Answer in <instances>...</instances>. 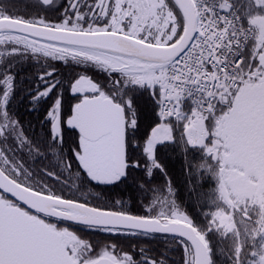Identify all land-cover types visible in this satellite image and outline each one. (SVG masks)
<instances>
[{"label":"snow or ice","instance_id":"obj_1","mask_svg":"<svg viewBox=\"0 0 264 264\" xmlns=\"http://www.w3.org/2000/svg\"><path fill=\"white\" fill-rule=\"evenodd\" d=\"M0 264H264V0H0Z\"/></svg>","mask_w":264,"mask_h":264},{"label":"trees","instance_id":"obj_2","mask_svg":"<svg viewBox=\"0 0 264 264\" xmlns=\"http://www.w3.org/2000/svg\"><path fill=\"white\" fill-rule=\"evenodd\" d=\"M35 71V69L31 68L30 66H25L22 70L21 73L22 76L19 78L21 80L24 79V76H28V78H31V74ZM23 78V79H22ZM30 85L27 83V81H25V83L21 84L20 87L21 88H28ZM19 108V112H20V118L22 119V121L25 123V126L27 127L28 124L30 123H36L38 119H42V116L39 115V113L33 111V112H29L28 111V105H27V101L25 100L22 104H20L18 106ZM170 163L173 167V171L176 173V177H177V181H180L182 184L183 178L179 176L180 173V168H181V163L179 158L177 157H169ZM207 187V185H206ZM178 191V197L180 199L181 202L184 203V207L185 209L189 212L190 215L193 216L194 219L198 218L199 213L197 211V209L188 202H185V195L183 192V188L182 187H178L177 189ZM152 248L156 249L157 251L163 252L164 248H165V242H164V238L161 236H157L154 240L147 242ZM169 258L170 261L175 260L177 262H179L180 258H181V253L180 252H168L166 253Z\"/></svg>","mask_w":264,"mask_h":264},{"label":"flooded vegetation","instance_id":"obj_3","mask_svg":"<svg viewBox=\"0 0 264 264\" xmlns=\"http://www.w3.org/2000/svg\"><path fill=\"white\" fill-rule=\"evenodd\" d=\"M21 76H22V74H20V76H19L18 78H20ZM25 77H28V76H24V78H25ZM22 79H23V78H22Z\"/></svg>","mask_w":264,"mask_h":264}]
</instances>
